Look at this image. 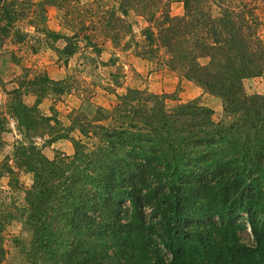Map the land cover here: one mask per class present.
<instances>
[{"label":"trees","instance_id":"1","mask_svg":"<svg viewBox=\"0 0 264 264\" xmlns=\"http://www.w3.org/2000/svg\"><path fill=\"white\" fill-rule=\"evenodd\" d=\"M173 1L181 4L180 15H170L162 0H112L108 7L100 0H0V48L28 37L18 27L23 22L38 38L62 40L55 51L64 63L79 51L99 55L106 41L108 64L116 49L161 62L219 99L223 116L214 123L211 110L193 101L167 110L162 96L136 88L117 94L122 73L116 68L104 87L113 104L86 105L90 117L83 107L71 110L62 127L37 105L67 94L75 80L29 78L25 69L0 109V131L12 120L20 136L14 167L30 175L23 205L0 214V234L9 221L21 220L28 241L18 257L25 264H264V92L246 95L242 87L262 76L264 86L255 4ZM47 7L62 13L59 26L68 34L47 28ZM130 13L145 24L138 39ZM22 95L33 104L26 106ZM73 130L84 142L70 139L68 156L47 159L34 142L66 139ZM241 214L249 246L238 238Z\"/></svg>","mask_w":264,"mask_h":264},{"label":"rangeland","instance_id":"2","mask_svg":"<svg viewBox=\"0 0 264 264\" xmlns=\"http://www.w3.org/2000/svg\"><path fill=\"white\" fill-rule=\"evenodd\" d=\"M92 1L79 0V5ZM162 1L169 2L170 15L175 16L182 13L180 3L173 0ZM251 3L255 4L256 15L261 22L259 33L264 39V0H251ZM100 4L108 7L112 5V0H100ZM61 16L62 13L55 8L47 7L45 23L51 31L66 35L68 31L59 26ZM128 20L132 23L134 36L138 39L140 29L145 26L143 20L132 13L129 14ZM18 27L23 31H29L28 37L20 44L12 45L5 42L0 48V109L7 98L5 93L16 87L17 80L23 75L25 69H27L29 78L36 73H43L56 81L70 75L75 80L70 92L59 97L47 96L37 105L39 114L52 116L62 127H67L69 124L67 115L71 110L83 107L85 108L83 112L90 117L91 111L86 105L108 109L113 104L114 96L106 92L104 87L110 79L109 74L114 73L116 68H120L122 83L120 87L114 88L115 93L120 94L125 88L145 90L148 93L162 96L167 110L178 104L193 101L211 110V119L214 123L223 120L219 99L184 80L177 72L168 70L161 62L135 57L130 50L121 52L116 49L113 52L114 63L108 64L107 61L112 57V50L110 44L103 41L99 55H94L89 50L85 53L79 51L64 63L55 51L64 45L62 40L50 41L41 39L40 36L39 39L38 35L32 33V29L25 27V22L19 24ZM84 55H86L85 58H83ZM91 58L93 62H90ZM200 63H205V60H200ZM242 87L246 95H262L264 92L263 76L244 80ZM21 99L26 106H31L34 102V98L30 95H22ZM50 124L53 125L52 122ZM19 139L20 136L13 121L8 120L6 129L0 131V214L7 211L15 212L13 209H19L23 205V193L30 185V175L15 169L11 159L12 147ZM70 139L84 142L75 130L70 131L66 139L50 143L44 136L35 138L34 142L40 148L41 153L47 159H51L56 153L66 156L72 154L73 145ZM4 165L12 168V174L3 170ZM239 223L244 228L238 232V238L240 242L249 246L252 244V236L245 214L240 215ZM0 237V246L3 249L0 264H25L24 257H18L20 249H25L28 241V234L23 231L21 220L9 221Z\"/></svg>","mask_w":264,"mask_h":264}]
</instances>
